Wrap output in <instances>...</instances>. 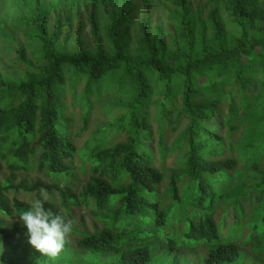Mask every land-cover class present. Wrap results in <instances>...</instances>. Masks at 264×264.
Instances as JSON below:
<instances>
[{
    "label": "trees",
    "instance_id": "1",
    "mask_svg": "<svg viewBox=\"0 0 264 264\" xmlns=\"http://www.w3.org/2000/svg\"><path fill=\"white\" fill-rule=\"evenodd\" d=\"M161 1L166 28L151 0H0L27 40L0 72V243L26 232L17 194L41 188L54 213L83 208L97 222L55 260L12 251L4 264H150L199 245L202 264H231L242 249L264 264V0ZM81 9L94 49L80 39ZM0 36L13 39L3 23ZM100 103L113 118L77 149Z\"/></svg>",
    "mask_w": 264,
    "mask_h": 264
},
{
    "label": "rangeland",
    "instance_id": "2",
    "mask_svg": "<svg viewBox=\"0 0 264 264\" xmlns=\"http://www.w3.org/2000/svg\"><path fill=\"white\" fill-rule=\"evenodd\" d=\"M1 3V2H0ZM152 11L162 24L164 28L168 26V13L164 8L165 4L161 0H151ZM83 15V24L84 29L80 35V39L84 42L88 49H94L96 46V41L94 40L91 32V26L87 20V15L81 9ZM99 24V33L98 36L103 40L104 39V30L103 26L106 22V15L105 12L101 7L97 10ZM18 16L17 10L13 9L12 3H5L2 4L0 7V27L6 25L10 29L11 36L13 39L5 38L4 36H0V72L5 73L6 71H10V66L13 64V61L17 58V50L19 46L26 47V38L24 32L21 31L18 27L11 25V21ZM139 20V19H138ZM138 20L135 22L134 25L130 27L129 30V38H130V48L132 52H135L137 48V40L139 38V31H138ZM76 24V22H75ZM69 47L74 45L73 39H69L67 42ZM29 52V51H28ZM82 85H80L77 90L81 89ZM107 98L104 99L106 101ZM73 135L77 134L79 130L82 128V118L79 113L78 108L75 109L73 114ZM113 118L112 116H107L104 112L103 108L101 107V103L96 105L94 110L91 113L90 121L88 128L83 133L79 134L78 136L74 137V142L76 144L77 149H81L87 142H90L94 137L99 138L100 129L106 126ZM152 129H155V126L152 125ZM113 130L108 131V146H112L117 141L120 140L117 134H114ZM157 137L154 136V147L156 149ZM78 157H75V162L78 163ZM70 163V161H67ZM169 163L172 164L171 159L168 160ZM170 164V165H171ZM3 174L7 175V171L3 169ZM38 176L35 173H20L17 175L16 182L20 179L24 180L26 183L31 184L34 182V179ZM80 183L75 185L74 188L79 191V189L83 186L84 181L81 177H79ZM18 199L22 200L23 202L28 203L30 200L35 199L34 195H25L24 193H19L16 196ZM50 197V196H49ZM54 200H57L56 195L51 196ZM74 221V232L71 234L69 241L67 243L68 247L74 249L75 242L79 239L76 233L81 232L83 229L87 231H92L97 224L96 220L90 215V213L81 208L76 210L75 216L72 219ZM100 226H98L99 228ZM36 250L34 249L29 243L27 237L24 235L21 236H7L3 243H0V264H4L3 261L5 260L6 263L12 253L15 252L16 255H24L29 251ZM167 249L161 250L159 253L156 254L154 260L150 264H202V260L206 256V248L202 245H199L195 249H176L175 251L171 252L168 255H165V251ZM243 257H240L238 260L232 262L231 264H256L257 260L247 249H242ZM23 262L27 261L26 256H23Z\"/></svg>",
    "mask_w": 264,
    "mask_h": 264
},
{
    "label": "clouds",
    "instance_id": "3",
    "mask_svg": "<svg viewBox=\"0 0 264 264\" xmlns=\"http://www.w3.org/2000/svg\"><path fill=\"white\" fill-rule=\"evenodd\" d=\"M49 200L47 189H39V198L18 215L21 227L26 229L28 243L42 255L55 260L63 252L74 229V221L45 207Z\"/></svg>",
    "mask_w": 264,
    "mask_h": 264
}]
</instances>
